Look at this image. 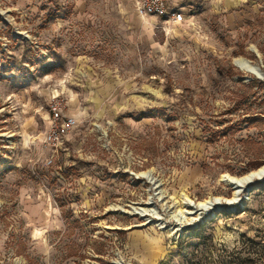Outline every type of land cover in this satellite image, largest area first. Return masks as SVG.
I'll return each instance as SVG.
<instances>
[{"label": "rangeland", "instance_id": "rangeland-1", "mask_svg": "<svg viewBox=\"0 0 264 264\" xmlns=\"http://www.w3.org/2000/svg\"><path fill=\"white\" fill-rule=\"evenodd\" d=\"M178 3L0 0V264H264V0Z\"/></svg>", "mask_w": 264, "mask_h": 264}, {"label": "built area", "instance_id": "built-area-1", "mask_svg": "<svg viewBox=\"0 0 264 264\" xmlns=\"http://www.w3.org/2000/svg\"><path fill=\"white\" fill-rule=\"evenodd\" d=\"M137 15L142 19H158L165 23L182 24L185 20L184 11L173 0H135ZM53 115L52 125L46 136V145L58 150L64 143V138L78 125L75 117H65L61 114V102L54 101L49 106Z\"/></svg>", "mask_w": 264, "mask_h": 264}, {"label": "bare ground", "instance_id": "bare-ground-1", "mask_svg": "<svg viewBox=\"0 0 264 264\" xmlns=\"http://www.w3.org/2000/svg\"><path fill=\"white\" fill-rule=\"evenodd\" d=\"M236 63L239 65V67L244 70L247 71L259 78H263V72L261 70V68L255 64H253L252 62H250L247 59H238L236 60ZM227 182L232 185V184H238L240 186H238L235 190V194H234V199L231 201H236V199H238L239 197V189H242V187L246 188L249 187L252 183L256 182V181H261L264 180V166H262L260 169L244 176V177H232V176H227ZM245 189V190H246ZM218 201L220 202V199L217 200H210V201H204V202H193L192 200L186 199L185 202V206L188 207V209L183 210L181 212L182 215V220H186L187 216L190 215V217L192 215L198 214V213H202V212H208L211 210H221V205L222 203H218ZM143 211V210H142ZM146 211V210H145ZM148 211V210H147ZM144 212V211H143ZM188 221V220H187ZM185 222V221H184ZM183 222V223H184Z\"/></svg>", "mask_w": 264, "mask_h": 264}, {"label": "water", "instance_id": "water-1", "mask_svg": "<svg viewBox=\"0 0 264 264\" xmlns=\"http://www.w3.org/2000/svg\"><path fill=\"white\" fill-rule=\"evenodd\" d=\"M237 65V64H236ZM238 66V65H237ZM262 181V180H261ZM234 189H236L238 186H240V185H238V184H232L231 185ZM246 188H244V187H242V189H239V193L238 194H240V192H242V191H244Z\"/></svg>", "mask_w": 264, "mask_h": 264}, {"label": "crops", "instance_id": "crops-1", "mask_svg": "<svg viewBox=\"0 0 264 264\" xmlns=\"http://www.w3.org/2000/svg\"><path fill=\"white\" fill-rule=\"evenodd\" d=\"M173 1H174L176 4H179V3H178V0H173Z\"/></svg>", "mask_w": 264, "mask_h": 264}, {"label": "trees", "instance_id": "trees-1", "mask_svg": "<svg viewBox=\"0 0 264 264\" xmlns=\"http://www.w3.org/2000/svg\"><path fill=\"white\" fill-rule=\"evenodd\" d=\"M255 121H256V119H255ZM256 167H258V166H255V167H253V168H256Z\"/></svg>", "mask_w": 264, "mask_h": 264}]
</instances>
